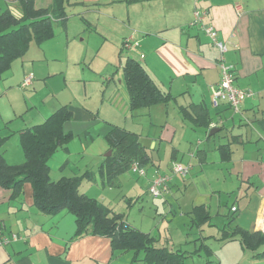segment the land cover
Masks as SVG:
<instances>
[{"label": "crops", "instance_id": "0c3cea01", "mask_svg": "<svg viewBox=\"0 0 264 264\" xmlns=\"http://www.w3.org/2000/svg\"><path fill=\"white\" fill-rule=\"evenodd\" d=\"M76 3L84 6L99 4L120 6L122 12L124 11V18H117L112 13L111 19L119 26L120 21L125 22L123 34L132 30L133 33L124 38L137 36L136 41L139 42L136 50L126 51V56L129 54L140 60L153 81L161 89L175 96L170 101L177 104L181 116L182 106L188 107L194 115L196 112L194 110L199 107L195 105H202L207 111L210 123H216L214 127L218 128L214 134L209 135L211 128L195 125L192 121L182 117L184 127L182 138L190 140L195 137L197 139L196 147L187 150V154L189 153L187 163L191 165L190 178L187 179L188 175L183 179L178 175H172L167 183V190L153 201L158 208L156 211H163L166 204L170 205L168 199L175 197L174 192H178L181 186L182 189L188 187L189 183L199 178V175L205 177L208 182L216 179L217 174L229 180L232 176L230 183L238 178L246 184L235 190V186L229 187L237 198H241V203L247 200L244 202L246 213L240 212L235 221L223 218L217 224H213L209 209V200L212 197L210 188L207 191L197 190L195 197L184 205L186 210L181 213V216H186L190 227L195 229L193 233L183 231L184 236L187 237L185 242H188L187 239L191 237L189 241L193 240L195 244L198 243L196 247L201 249L197 254H188L184 264H264V257H254L264 249V244L255 249L245 247L238 239V234L235 237H227L236 226L251 232L264 233V0H69L66 13L68 7ZM34 4L37 8H53V14L56 13L55 0H34ZM5 9L18 12L20 5L17 0H0V12ZM195 10H199L202 15L200 20L193 22ZM82 19L86 26L90 27L88 21ZM55 21L65 30L68 14L65 26L58 19L53 21L54 36ZM206 27L214 29L217 39L227 44L224 60L233 70L234 84L251 92V95L243 100L240 112H234L227 104L214 107L211 103V85L216 83L220 77L217 65L220 53L206 33ZM48 40L39 45L34 43L38 46L34 49L35 54L17 58L12 62L11 67L0 76V135H9L1 148V153L9 164H20L25 159L20 142L18 141L12 151L9 142L17 138L19 140L22 129L42 122L61 105H57L51 112L46 110L40 113L36 109L37 115L31 116L29 110L33 104L31 106L28 104L27 108L19 104L22 96L27 102L31 97L25 89L34 85L35 63L33 62L42 57L38 53L41 51L45 53L48 45L44 44ZM27 76H31L30 83L23 85L22 81ZM112 78L111 75L101 80L106 83V89H108V80ZM120 83L121 88L111 91L110 102L120 107L126 115L129 113L131 116L135 112L132 113L129 109L123 74L120 75ZM153 106L156 105L150 107ZM69 107L74 116L75 108L70 105ZM150 107L146 108L147 116L150 114ZM78 110L84 120L87 121L92 117L88 108ZM73 116L64 125L72 122ZM108 124L109 128L112 125L123 127L113 122ZM159 125L162 126L158 133L159 139L172 142L176 132L174 124L164 119V123ZM69 131L73 130L70 128ZM218 133L223 137V143L213 148H201L203 136L212 139ZM72 134L74 135L73 132ZM138 135L140 136L139 133ZM91 139L87 141L85 136L84 145L87 146ZM68 144L69 142L66 144V149L58 148L48 160L49 173L53 180L80 175L62 174V176L53 178L51 174V163L57 164L54 161V158H57L56 155L60 154L59 158L63 156L61 154L64 153H59V150L66 153L70 151ZM225 144H228L231 150L230 158L227 160L222 159L218 150L219 146ZM146 150L149 154L147 147ZM172 150L174 161L182 157V153L177 154L178 149L175 146ZM109 155H104L103 159L99 158L97 163V172L101 174L103 187L106 184L118 185L119 175L108 179L107 169L103 165L104 158ZM209 157L213 160L208 161ZM150 158L148 163L157 166L154 158L152 156ZM194 168L199 171L192 173ZM206 170L209 172L204 173ZM155 174L158 173L153 172L148 176V185ZM194 176L196 178L193 180ZM22 190L17 197L12 198V190L0 186V229L5 233H17L19 236L16 241L0 249V264H145L139 259L142 258L141 253L134 263H132V252L114 253L109 237L86 234L74 238L76 230L74 215L64 209L56 214L41 213L33 205L30 184L24 183ZM130 199L129 205L131 206L133 202ZM200 205L209 211L210 218L201 226L196 227L191 222V210ZM233 206L232 202L231 207ZM231 207L230 211H238V206H235V210ZM247 212H254L253 218L248 221L246 220ZM210 226H214L215 230L208 231L206 228ZM223 229L227 232L225 233ZM223 235H226V239H219ZM165 238H161L160 245H165L169 249H180L178 233H171L170 238L164 241ZM208 238L215 241L209 244ZM213 244H215L214 248ZM214 256L219 257V261H216ZM221 257L222 260H220Z\"/></svg>", "mask_w": 264, "mask_h": 264}, {"label": "rangeland", "instance_id": "374dc122", "mask_svg": "<svg viewBox=\"0 0 264 264\" xmlns=\"http://www.w3.org/2000/svg\"><path fill=\"white\" fill-rule=\"evenodd\" d=\"M113 5L115 4L84 6L76 3L68 7L67 28L64 30L57 21L54 22L55 36L44 44L48 45L45 53L42 51L38 53L42 56L39 58L41 60L37 59L33 62L35 63L34 85L25 89L31 97L27 102L22 96L19 104L23 108H27L28 104L30 106L33 104L29 110L31 116L37 115L36 109L40 113L46 110L51 112L60 104H69L75 108L74 120L64 125L66 130L71 128L74 133V138L68 144L70 151L66 153L59 150V153H64L61 154L63 156L61 158H59L60 154L55 156L58 158H54L57 164L51 163L53 178L62 176V174H82L86 170L93 171L91 179L80 183L79 192L97 199L112 212L123 214L129 224L154 236L157 239V245L161 244V238L169 239L171 233H178L180 242L178 247L191 251L198 243L195 244L193 240L189 241L191 237L187 239L188 242H185L187 237L184 236L183 231L193 233L195 229L190 227L186 216H181V213L186 210L184 205L195 197L197 190L207 191L210 188L212 197L209 200V209L213 224H217L223 218L235 221L240 212L246 213L244 202L247 200L241 203V198H237L229 187L233 185L235 190L246 184L238 178L230 183L232 176L229 180L217 174L216 179L208 182L205 177L199 175L196 183L193 181L185 189L181 186L178 192L175 191V197L168 199L170 205L166 204L163 211H156L158 208L153 201L157 197L151 196L148 192V176L153 172L171 175V168L175 162L189 164L187 163L189 157L187 150L196 147L197 139L195 137L190 140L182 138L184 135L183 119L181 113L178 112L177 104L173 101L150 107L148 116L145 114L146 108L137 110L130 116L129 113L126 115L120 107L110 102L111 91L122 87L120 83L121 62L126 57L127 51L126 48H122V41L124 36L133 33L132 30L123 34L125 22L120 21L119 26L111 19L112 13L117 18H124L122 8ZM82 18L88 21L90 27L86 26ZM134 38L137 40V36ZM37 47L31 43L24 58L29 54H35L34 49ZM111 75L113 78L108 80V89H106V83L101 80ZM83 108H88L92 114L87 121L78 110ZM164 119L174 124L176 128L172 142L160 140L158 137L162 128L159 124L164 123ZM111 122L138 132L140 142L146 145L149 155L154 158L157 166L150 165V163L144 165L146 173L143 176H137L130 170H126L117 177L118 185L106 184L103 187L101 174L97 172V163L99 158L103 159V156L110 151L104 134L109 129L108 123ZM84 135L87 141L92 138L87 146L84 145ZM18 141L17 138L9 142L11 151L14 150ZM223 142V137L219 133L212 139L203 136L201 148H213ZM174 146L178 149L177 154H183L181 158L176 159L177 161H174L172 154ZM212 160L213 158L209 157L208 161ZM198 171L194 168L192 173ZM208 172L209 170L204 171V173ZM180 177L183 179L182 176ZM195 178L196 176L193 180ZM113 182L116 183V181ZM129 198L133 202L131 206ZM232 202L234 206H238L237 212L230 211ZM253 216L254 212H247L246 220H251ZM206 229L212 231L215 227L210 226ZM207 240L209 244L215 241L211 238ZM214 246L215 244L212 245L213 248ZM214 258L219 261V257L214 256ZM222 259L221 257L220 260Z\"/></svg>", "mask_w": 264, "mask_h": 264}, {"label": "trees", "instance_id": "16d2710c", "mask_svg": "<svg viewBox=\"0 0 264 264\" xmlns=\"http://www.w3.org/2000/svg\"><path fill=\"white\" fill-rule=\"evenodd\" d=\"M17 1L20 11L5 9L0 12V76L11 67L14 60L26 54L32 42L39 45L54 36V20H60L65 26L67 19L66 5L69 0H55L54 14L53 8H37L34 0ZM125 40L126 38L122 41V48L131 50L125 46ZM121 69L132 113L175 98L153 81L137 58L128 54ZM195 106L199 107L194 110V115L188 107L182 106V117L195 125L209 127L210 119L207 118L206 109L202 105ZM72 116L73 111L69 105L62 104L42 122L22 129L19 142L25 159L20 164L6 162L1 148L9 135H0V186L11 189V197L15 198L23 191L24 183H29L33 205L38 211L56 214L66 210L75 217L74 238L86 234L109 237L114 253L132 252V263L138 260L140 253L142 258L139 259L145 264H184L188 254L199 253L200 247L186 251L157 245L154 236L129 224L123 214L112 212L97 199L79 192L80 183L93 177L91 171L86 170L80 175L57 180L51 179L48 160L58 148L66 149V144L74 137L71 131L64 129V123ZM104 138L112 152L103 160L108 179L130 170V164L134 161L144 166L151 160L136 132L112 125ZM218 150L223 160L230 158L228 144L219 146ZM191 214V222L196 227L210 218L209 211L202 205L194 207ZM223 231L227 232L224 229ZM237 234L245 247L257 249L264 244V233L260 231L251 232L236 226L227 237H235ZM219 239H226V235ZM254 257H264V249Z\"/></svg>", "mask_w": 264, "mask_h": 264}, {"label": "built area", "instance_id": "2783aa9c", "mask_svg": "<svg viewBox=\"0 0 264 264\" xmlns=\"http://www.w3.org/2000/svg\"><path fill=\"white\" fill-rule=\"evenodd\" d=\"M202 13L199 10L194 11L193 22H196L201 19ZM206 33L212 40L213 44L219 50V59L217 65L220 70L219 80L211 85V103L214 107H218L221 104H227L234 112H240L241 105L243 100L246 97L251 95V92L245 89H242L234 84V74L230 65H228L224 60V53L227 50V44L221 40L217 39V33L214 29L210 27L205 28ZM139 42L134 40V38L128 37L125 40V46L135 49L138 46ZM31 76H27L23 80V85L30 83ZM216 123L211 122L209 128H212ZM192 155V154H191ZM130 171L137 175L143 176L146 173L144 166L140 165L138 162L134 161L130 164ZM191 169L190 164H182L175 162L171 168V175L168 174H155L149 182L148 192L153 197H159L164 191L167 190V183L171 179L172 175H180L186 177ZM235 206L231 207L232 210H235ZM19 238L17 233H5L0 229V249L10 245L12 242L16 241Z\"/></svg>", "mask_w": 264, "mask_h": 264}, {"label": "water", "instance_id": "95a60500", "mask_svg": "<svg viewBox=\"0 0 264 264\" xmlns=\"http://www.w3.org/2000/svg\"><path fill=\"white\" fill-rule=\"evenodd\" d=\"M218 128L212 127L209 131V135L214 134V132L217 130ZM108 154H110V152H108Z\"/></svg>", "mask_w": 264, "mask_h": 264}]
</instances>
